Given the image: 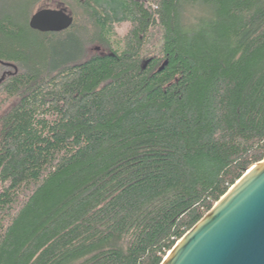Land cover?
I'll return each instance as SVG.
<instances>
[{
	"label": "trees",
	"instance_id": "obj_1",
	"mask_svg": "<svg viewBox=\"0 0 264 264\" xmlns=\"http://www.w3.org/2000/svg\"><path fill=\"white\" fill-rule=\"evenodd\" d=\"M0 0V264H162L264 160V0Z\"/></svg>",
	"mask_w": 264,
	"mask_h": 264
},
{
	"label": "water",
	"instance_id": "obj_2",
	"mask_svg": "<svg viewBox=\"0 0 264 264\" xmlns=\"http://www.w3.org/2000/svg\"><path fill=\"white\" fill-rule=\"evenodd\" d=\"M73 22L68 8L59 6L38 9L30 27L59 33ZM162 264H264V160L247 170Z\"/></svg>",
	"mask_w": 264,
	"mask_h": 264
},
{
	"label": "rangeland",
	"instance_id": "obj_3",
	"mask_svg": "<svg viewBox=\"0 0 264 264\" xmlns=\"http://www.w3.org/2000/svg\"><path fill=\"white\" fill-rule=\"evenodd\" d=\"M60 5L58 4L57 0H44L37 9L42 8H58Z\"/></svg>",
	"mask_w": 264,
	"mask_h": 264
}]
</instances>
